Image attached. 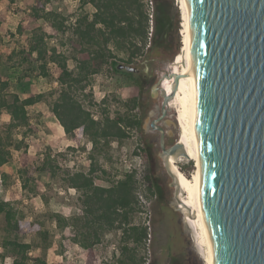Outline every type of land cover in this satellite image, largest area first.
I'll list each match as a JSON object with an SVG mask.
<instances>
[{
    "label": "rangeland",
    "instance_id": "374dc122",
    "mask_svg": "<svg viewBox=\"0 0 264 264\" xmlns=\"http://www.w3.org/2000/svg\"><path fill=\"white\" fill-rule=\"evenodd\" d=\"M86 0H16L10 5L9 13L3 28L11 32V36L0 39V80L9 83L8 92L16 93L21 99L29 96L32 86L39 93H55L46 97V102L35 107H28V115L37 127L35 134L25 138V145L29 155L30 173L34 184L40 188V195H30L19 189L17 170L20 167L18 154H13L8 167V179L2 183L0 178V198L15 197L12 199L14 207L22 214L25 221L37 220L42 222V230L47 232L45 241L35 233H19L18 240L30 243L31 257H40L46 264H83L84 251L77 245L67 241V247L61 248L62 236L68 238L69 228L60 231L55 223L48 220L50 212H59L65 217L81 214L82 206L78 192L70 189L61 181L63 172L83 171L87 172L90 165L96 164L98 170L94 183L98 186L108 187L113 182L123 178L124 174L135 171L136 177L141 178L148 173L152 182V194L146 191L140 180L137 188L138 204L136 210L130 216V225L145 227L147 239L143 246L134 247L136 260H142L144 264H190L187 258L186 240L181 235L180 225L177 223L179 214L168 207L171 190L159 176V160L153 148H149L141 137V125L139 129L129 131V137L124 140L109 139L101 141L94 148L86 137H81L78 143H74L70 137L64 135L56 119L50 115L51 104L57 98L60 90L57 84L38 77L37 71L26 70V67L12 66L6 61L10 50L20 48L23 36L16 34V27L20 19L29 10V4L33 6L44 5L45 12H55L67 18L66 25L71 26L78 17L84 15L91 18L94 8L85 3ZM164 6V13L157 9L158 4ZM144 9L148 15L147 42L140 54L128 64L136 67L146 55L150 59L172 60L180 54L181 47V21L179 0H143ZM45 25L43 19L31 23V28ZM157 26V30H155ZM70 35L67 31L63 37L58 36V41L47 40L49 47L60 48V39L64 40ZM68 55V68L74 69L71 53L66 47ZM115 61L123 64L127 61L125 51H116L112 46ZM49 72L57 76L58 69L54 64H49ZM146 78L143 74L127 76L124 72H115L107 63L96 75L89 78L85 90L78 93L77 98L88 109L96 120L129 115L143 121L144 114L150 105L149 87H144ZM132 99H137L138 105L128 109L126 104ZM91 102V103H90ZM5 118L0 117V122ZM23 129L14 132L16 140L21 139ZM50 153L54 158V164L58 167L57 176L50 177L46 172L35 171L40 165L43 156ZM178 169L191 178L194 173L193 161L188 165H178ZM103 173H102V171ZM4 221L0 217V255L2 237H7L4 232ZM13 234L11 235V237ZM46 244V248L41 247ZM133 248L131 242L125 243L122 230H113L105 233L100 242L94 247L99 264H121V249L123 246ZM204 264V263H203Z\"/></svg>",
    "mask_w": 264,
    "mask_h": 264
},
{
    "label": "trees",
    "instance_id": "16d2710c",
    "mask_svg": "<svg viewBox=\"0 0 264 264\" xmlns=\"http://www.w3.org/2000/svg\"><path fill=\"white\" fill-rule=\"evenodd\" d=\"M15 1L0 0V39L12 35L1 25L5 23L9 7ZM85 3L94 8L91 18L87 15L78 17L71 26L66 25L67 18L61 14L45 12L44 5L29 4L28 12L20 19L15 31L19 36H23L25 32L28 34L22 38L18 50L8 52L6 61L13 67L25 66L26 70L30 71L35 68L38 77L48 83L55 82L60 90L51 104L50 115L56 119L62 133L74 143H78L84 136L97 148L101 141L105 143L109 139H127L129 131L138 130L141 121L129 115L112 119L106 115L103 119L96 120L78 100L77 95L85 90L89 78L99 73L105 64L109 63L113 70L117 71L115 56L110 46L118 52L127 53V64L132 63V59L141 53L147 42L148 15L143 0H86ZM157 9L164 13L165 8L160 3ZM40 19L45 21V25L31 28L30 24ZM154 28L157 30V26ZM67 31H70V35L64 40L60 39V48L48 46L47 40L58 41V36L63 37ZM65 47L72 55L73 70L68 68L69 58ZM49 64L57 67V76L51 75ZM8 88L9 83L0 80V117L5 118L0 122V178L2 183L6 182L8 175L4 172L5 166L13 154H18L20 167L17 170V178L21 191L28 196L40 195V188L34 184L30 173L29 155L25 145V138L38 130L32 124L27 109L45 103L46 97L55 92L53 90L48 94L39 93L36 87L32 86L29 96L21 99L16 93H9ZM137 105V99H132L126 104L128 109ZM21 129L22 137L16 140L14 132ZM54 163V158L48 152L35 171L46 172L55 178L58 167ZM97 170L96 164L92 163L87 172H63L61 181L68 188L80 193L82 210L81 214L69 218L59 212L48 214V220L54 222L58 230L69 228L71 231L68 238L62 236L61 248L65 249L67 241H70L84 251L83 264H99L94 247L105 233L121 229L124 242H131L133 248H129L127 244L123 246L119 262L144 264L142 260H136L135 255L130 252L135 251L134 247L144 245L147 231L145 227L130 225V216L138 204L137 188L140 180L146 191L153 193L151 178L147 172L137 178L135 171H132L108 187H102L94 183ZM18 195L0 199V217L3 218V229L7 235L1 239L3 254L0 255V264H46L42 258L30 256V243L18 240L19 233H35L42 241L47 237V232L42 230V222L25 221L14 207L12 199L21 194ZM46 247L44 244L41 248Z\"/></svg>",
    "mask_w": 264,
    "mask_h": 264
},
{
    "label": "water",
    "instance_id": "95a60500",
    "mask_svg": "<svg viewBox=\"0 0 264 264\" xmlns=\"http://www.w3.org/2000/svg\"><path fill=\"white\" fill-rule=\"evenodd\" d=\"M189 5L203 157L201 196L217 264H264V0H189ZM176 58L165 64V73L150 90L156 99L160 89L170 106L181 76ZM122 68L138 72L134 66L117 65ZM177 135L176 144L159 154L172 189L168 207L179 214L187 254H196L203 264L193 224L196 211L184 201L176 169L191 159L178 129Z\"/></svg>",
    "mask_w": 264,
    "mask_h": 264
},
{
    "label": "bare ground",
    "instance_id": "6f19581e",
    "mask_svg": "<svg viewBox=\"0 0 264 264\" xmlns=\"http://www.w3.org/2000/svg\"><path fill=\"white\" fill-rule=\"evenodd\" d=\"M181 21V53L177 55L178 89L175 93L172 106L175 112L176 127L183 141L185 149L193 161L194 173L187 178L176 166L179 179L184 189V201L196 211L193 224L197 231V240L203 250L204 264H217L215 244L204 211L201 196V183L203 176V157L197 136V87L195 80V46L194 26L189 0H179ZM182 59H181V58ZM182 60V61H181ZM183 65V66H182ZM171 81H168V85Z\"/></svg>",
    "mask_w": 264,
    "mask_h": 264
},
{
    "label": "flooded vegetation",
    "instance_id": "af4514ba",
    "mask_svg": "<svg viewBox=\"0 0 264 264\" xmlns=\"http://www.w3.org/2000/svg\"><path fill=\"white\" fill-rule=\"evenodd\" d=\"M171 61L169 59H150L147 55L139 61V63L136 65V68H138V72L136 73H126L125 70L117 69L115 72H124L126 75H139L143 74L146 78L145 86L149 87V95L148 98H150V105L149 108L146 109L144 114L143 121L140 120L143 124V122L149 117L147 123H146V132H143L141 129V137L144 140V142L147 144V146L150 148H153L157 158L159 160V168H158V174L159 176L163 177L164 182H167V185L169 187L170 178L168 177L167 173L163 169L161 165V160L159 158V154H162L163 151L168 150L172 146H174L178 140L177 135V129L175 125H177L175 122L173 115V109L172 106H170L169 103L165 102V98L161 95V90L158 89L156 91V99H152L150 97V90L151 87L157 83L159 78H161L162 74L165 73V64ZM117 65L120 63L116 62ZM125 65H128L127 63H123ZM117 67V66H116ZM129 76V75H127ZM130 77V76H129ZM132 77V76H131ZM170 188V187H169ZM171 192L172 189L170 188ZM187 261L190 264H199L198 257L196 254L192 253L188 258Z\"/></svg>",
    "mask_w": 264,
    "mask_h": 264
},
{
    "label": "crops",
    "instance_id": "0c3cea01",
    "mask_svg": "<svg viewBox=\"0 0 264 264\" xmlns=\"http://www.w3.org/2000/svg\"><path fill=\"white\" fill-rule=\"evenodd\" d=\"M3 24H4V23H3ZM3 24L1 25L2 28H3ZM4 29H5V28H4ZM53 84L55 85L56 83L53 82ZM18 158H19V157H18ZM8 164H9V163L6 164V166H5V171H4L7 175H9V174H8V171H7ZM16 182H18L19 189L21 190V186H20V182H19V180L17 179ZM4 198H5V197H4ZM0 199H2V198H0Z\"/></svg>",
    "mask_w": 264,
    "mask_h": 264
}]
</instances>
